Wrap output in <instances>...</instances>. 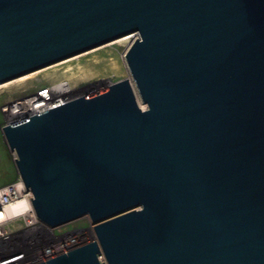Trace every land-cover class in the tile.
Here are the masks:
<instances>
[{
    "label": "water",
    "instance_id": "obj_1",
    "mask_svg": "<svg viewBox=\"0 0 264 264\" xmlns=\"http://www.w3.org/2000/svg\"><path fill=\"white\" fill-rule=\"evenodd\" d=\"M133 35L146 109L125 79L2 128L37 219L94 224L37 264H264V0H0V85Z\"/></svg>",
    "mask_w": 264,
    "mask_h": 264
},
{
    "label": "rangeland",
    "instance_id": "obj_2",
    "mask_svg": "<svg viewBox=\"0 0 264 264\" xmlns=\"http://www.w3.org/2000/svg\"><path fill=\"white\" fill-rule=\"evenodd\" d=\"M131 44L132 42L127 40L111 42L60 62L61 64L42 69L38 71L39 74L25 81L10 84L6 88L0 87V188L14 183L19 176L15 163L17 156L14 151L9 150L2 129L16 120L12 118L13 109L16 108L12 102L19 98L22 99L25 95L47 91L60 81L67 82L76 90L84 88L88 90L96 84H98L96 86H101L125 80L129 72L125 56ZM93 227L94 224L88 216L76 219L69 224L67 229L73 232L74 247L96 240ZM21 245L22 241H19L15 246L21 247ZM44 256L45 252L41 250H31L28 251V256L17 260L14 264L39 262ZM100 262L105 263L103 256Z\"/></svg>",
    "mask_w": 264,
    "mask_h": 264
},
{
    "label": "built area",
    "instance_id": "obj_3",
    "mask_svg": "<svg viewBox=\"0 0 264 264\" xmlns=\"http://www.w3.org/2000/svg\"><path fill=\"white\" fill-rule=\"evenodd\" d=\"M50 94L57 102L51 106L54 108L73 97L74 88L67 82L60 81L47 91L25 95L14 102L20 103L21 100L29 101L37 99V96ZM30 198H33L32 193L26 190L19 176L14 183L0 188V264H14L28 256V251L31 250L45 252V256L39 261L42 262L74 248L73 232L67 229L71 222L55 228L48 227L37 219ZM21 200L24 205L17 204ZM19 241H22L21 247L15 246ZM98 258L100 260L101 256Z\"/></svg>",
    "mask_w": 264,
    "mask_h": 264
},
{
    "label": "bare ground",
    "instance_id": "obj_4",
    "mask_svg": "<svg viewBox=\"0 0 264 264\" xmlns=\"http://www.w3.org/2000/svg\"><path fill=\"white\" fill-rule=\"evenodd\" d=\"M138 38H139L138 35H133V36L123 37V38H121V39H119L117 41H114V42H123V41H126L127 40L130 43L131 42L133 43ZM37 73H38V71L37 72H34V73H31V74H28L26 76L20 77L19 79H16V80L10 81L8 83L2 84V85H0V87H5L6 88V86H8L10 84L17 83V82H20V81H25V80H27V79H29L31 77H34V75H36ZM126 79L128 80L130 86L132 87V90L134 92V95H135V98H136V101H137L138 105L140 106V108L142 110L146 109V106L145 105H142V103L140 101V98L138 96V93H137V90H136V87H135V83H134L132 77L130 76V73L129 72H128V75H127ZM72 88H74V87H72ZM77 90L74 88V92L77 91ZM38 97L39 96H37V99H33V100L31 99L29 101H26V100L23 101V100H21L20 103L18 101H15V102L13 101L12 104H13V106H16V108H14V109L12 108L14 110L13 113H12V118H15L16 120H19V119L25 118L27 116H30V115H33V114H36V113L43 112V111L51 108V106H54L57 103V102L55 103V101H56L55 100V97L52 96V95L41 96L39 98ZM17 204H19V205H22L23 204L24 205V202H23V200H21V201H18Z\"/></svg>",
    "mask_w": 264,
    "mask_h": 264
}]
</instances>
